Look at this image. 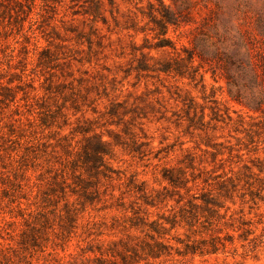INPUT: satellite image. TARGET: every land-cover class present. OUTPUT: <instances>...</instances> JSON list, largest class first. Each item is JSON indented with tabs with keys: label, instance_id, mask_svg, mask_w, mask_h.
Returning <instances> with one entry per match:
<instances>
[{
	"label": "rangeland",
	"instance_id": "rangeland-1",
	"mask_svg": "<svg viewBox=\"0 0 264 264\" xmlns=\"http://www.w3.org/2000/svg\"><path fill=\"white\" fill-rule=\"evenodd\" d=\"M241 42L264 86V0H0V264H264Z\"/></svg>",
	"mask_w": 264,
	"mask_h": 264
},
{
	"label": "trees",
	"instance_id": "trees-1",
	"mask_svg": "<svg viewBox=\"0 0 264 264\" xmlns=\"http://www.w3.org/2000/svg\"><path fill=\"white\" fill-rule=\"evenodd\" d=\"M165 22L172 23L171 18L169 15L166 16ZM242 43V42H241ZM241 45V44H240ZM238 47H233V45H228V44H212L211 46L213 47V52L209 53L205 50H200L198 54H196L198 57L201 59L204 56H210L214 55L213 57L219 59L220 61L228 63L227 66L229 68L235 66L239 71H244L246 75H249L251 77L250 83L252 86L250 87L249 84L245 83L244 87L247 89H250V93L252 94L253 100L255 101L254 103L259 105V107H262L264 105V86L261 83V77L258 71L256 70L255 67V61H254V54L253 50L248 46L246 42L242 43L241 50H238L236 48ZM197 47V44L195 45V48ZM195 58V54H189V59L193 60ZM170 68H164L163 71H169ZM228 86H229V94L233 98H236L237 100L240 97L239 94L234 95L233 92V86L236 85L235 81L233 78L228 77ZM246 105L250 106L251 103L248 102ZM124 259V258H123Z\"/></svg>",
	"mask_w": 264,
	"mask_h": 264
}]
</instances>
